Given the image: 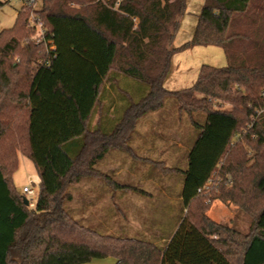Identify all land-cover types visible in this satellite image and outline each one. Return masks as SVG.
<instances>
[{
    "label": "trees",
    "instance_id": "16d2710c",
    "mask_svg": "<svg viewBox=\"0 0 264 264\" xmlns=\"http://www.w3.org/2000/svg\"><path fill=\"white\" fill-rule=\"evenodd\" d=\"M186 11L187 0H42L44 41L22 9L0 32V264H264V0H204L192 39L176 47ZM195 45L221 46L228 64L204 63L191 86L169 90L173 56ZM136 88L146 91L138 100ZM169 96L199 129L188 168L173 169L185 206L174 234L162 246L83 225L67 208L69 188L98 178L141 190L97 162L135 154L138 121ZM20 155L39 177L34 207L14 182ZM215 172L221 193L199 191ZM214 197L248 213L249 232L212 219Z\"/></svg>",
    "mask_w": 264,
    "mask_h": 264
},
{
    "label": "rangeland",
    "instance_id": "374dc122",
    "mask_svg": "<svg viewBox=\"0 0 264 264\" xmlns=\"http://www.w3.org/2000/svg\"><path fill=\"white\" fill-rule=\"evenodd\" d=\"M1 2L3 4L0 5V32L13 27L18 11L21 9V2L18 0H1ZM203 4L204 0H187V11L181 19V25L176 34L174 46L186 43L192 38L198 24V14ZM23 12L26 14L29 13V11ZM15 59L19 61L18 56ZM198 61H204V63L218 67H223L228 64V60L221 46L195 45L190 49L181 51L173 57V67L167 77L168 80L166 79L165 87L171 90H180L191 86L197 79V76L193 74L195 71L193 69L196 68L195 65ZM178 64L179 68H176ZM142 88L133 90L135 99H140L146 92ZM159 110H161L159 115H151L147 119L148 121L143 123L141 130L144 132L146 138H167L166 143L159 146L160 148L169 149L163 158L152 162L142 161L141 159L144 156L141 154L136 153L135 155L119 150L118 154L121 155L120 158L109 155L97 167L102 171L104 169L106 173L120 184L135 187H142L144 185L161 186L164 190H169L175 197L182 193L181 189L184 183V175L181 171L176 172L173 169L185 170L188 168L189 153L197 140L199 129L193 125L188 113H181L177 99L173 96H169L165 100L163 108ZM196 118L200 123H205L206 114L197 113ZM110 122L111 118L108 117L104 124L110 128ZM96 123L97 120H94V124ZM139 147L153 148L155 146L144 144ZM119 165L124 167V171L117 174V167ZM146 177L152 178V181L142 184V179ZM14 182L20 192H23L25 185L36 190L38 189L39 177L35 165L24 155H20V163L14 174ZM89 184L95 187V200L92 199L93 197H89V195L93 194L88 190ZM99 186L101 188L97 189ZM219 186L220 178L218 172H215L206 192L211 196H218L221 193ZM114 188L104 180L84 178L69 188L72 199L67 203V208L83 225L99 233L123 238H137L165 246L168 240L157 242V238L160 234L169 238L174 232L171 225H157L158 219L156 214L162 211L160 204L163 198L159 187L154 201L147 198L142 199L139 197L140 195L134 194L130 189H127L125 191V201L131 206L124 208V214H127L126 218L122 215L123 210L114 204L115 202L112 199L115 191ZM27 198L30 200V206L34 207L37 194L32 196L27 195ZM89 199L93 200L92 208L89 207ZM208 204L210 206L208 215L212 219L231 226L242 233L249 232L252 218L240 206L216 197L209 199ZM173 205L174 214L172 220L175 221L174 227L177 229L184 216L185 206L183 200L178 199ZM169 217L170 219L172 218V216ZM115 262V258L106 257L95 258L90 262L80 264H114Z\"/></svg>",
    "mask_w": 264,
    "mask_h": 264
},
{
    "label": "crops",
    "instance_id": "0c3cea01",
    "mask_svg": "<svg viewBox=\"0 0 264 264\" xmlns=\"http://www.w3.org/2000/svg\"><path fill=\"white\" fill-rule=\"evenodd\" d=\"M201 10V9H200ZM195 32V31H194ZM193 35H194V33H193ZM193 35H192V37H193ZM175 39H176V37H175ZM192 39V38H191ZM190 39V40H191ZM189 40V41H190ZM175 41V40H174ZM188 42V41H187ZM184 44V43H183ZM182 45V44H181ZM181 45H178V46H176V47H179V46H181ZM193 47V46H192ZM192 47H190V48H192ZM189 48V49H190ZM181 52V51H180ZM180 52H178V53H180ZM177 53V54H178ZM192 53H194V52H192ZM176 55V54H175ZM174 55V56H175ZM173 56V57H174ZM202 62V63H201ZM202 64H204V61H198V63L195 65V69H193V70H195L194 72H193V74H195V76H198V72H199V70H200V67L202 66ZM181 66V65H180ZM187 67H188V65H186ZM172 67H173V58H172V65H171V69H172ZM175 67V66H174ZM176 68H179V64L176 66ZM194 78V77H193ZM168 80V79H167ZM165 82H167L166 80H165ZM169 90H171V89H169ZM163 108V107H162ZM161 108V109H162ZM160 111L161 110H159V111H155V112H152V113H150V114H148V115H146V116H144L143 118H141L138 122V126H137V128L135 129V131H134V135L132 136V138H131V145H132V147H133V149H134V151H135V155H136V153L137 154H141V155H143L144 157L142 158V157H139V158H142L141 160L142 161H148V162H152V161H155V160H157L158 161V159L159 158H163L164 157V155L165 154H167L168 153V151H169V149H165V148H160L159 146H161V145H163V144H165L166 142V139L167 138H165V137H156V138H146V136H145V134H144V132H142V125H143V123H145L146 121H148L147 119H149V117L151 116V115H159V113H160ZM145 137H144V136ZM153 145V146H155V147H153V148H147V147H139V146H143V145ZM118 151L119 150H111V151H109L108 153H106L105 154V156L103 157V158H101L98 162H97V166L99 165V163L105 158V157H108L109 155H113V157H116V158H120L121 157V155L120 154H118ZM111 153H115V154H111ZM157 158V159H156ZM160 162V161H159ZM162 162V161H161ZM169 169H171V168H169ZM173 169V168H172ZM176 169V168H175ZM101 170V169H100ZM103 171H104V169H103ZM122 171H124V167L122 166V165H119V167H117V174H120ZM105 172V171H104ZM89 179H92V178H89ZM150 181H152V178H148V177H146V178H144V179H142V184H146L147 182H150ZM123 185H126V184H123ZM128 186H130V185H128ZM158 187H159V189H160V193H162L163 194V198L161 199V204H160V206H161V209H162V211H159V212H157V214H156V216H157V219H158V222H157V225H171L172 226V228H173V232H175V230H176V227H174V224H175V221L174 220H172L173 219V214H174V203L177 201V199L178 200H181L182 201V196H181V194H179L178 196H175L174 197V195L173 194H171L170 193V191L169 190H164V188L163 187H161V186H146V185H144V186H142V187H138V188H140L141 190H131L134 194H137V195H140L139 197H141L142 199L143 198H147V199H149V200H152V201H154V199H155V196H156V193H157V191H158ZM95 187L92 185V184H89V188H88V190L91 192V193H93L92 195H89V197L90 198H92L93 200H95V196H94V193L96 192L95 191V189H94ZM101 188V186H99V187H97V189H100ZM182 188H183V184H182ZM115 189V191H114V196H112V199L114 200V204L116 205V206H118V207H120L121 208V210H123V212H122V215H123V217L124 218H126L127 216V214H124L125 213V207H129V206H131V205H128L127 204V202L125 201V191H127V189H125V188H120V187H116V188H114ZM182 190V189H181ZM93 200H91V199H89V203H90V205H89V207L90 208H92L93 207V205H92V201ZM171 205V206H170ZM170 208H171V211H170ZM169 216H172V218L170 219V217ZM130 218V217H129ZM149 223V222H148ZM148 223H146V224H148ZM170 239V237L169 238H167V237H164V235H159V237L157 238V242H159V241H164V240H169ZM114 264H116V262L114 263Z\"/></svg>",
    "mask_w": 264,
    "mask_h": 264
},
{
    "label": "built area",
    "instance_id": "2783aa9c",
    "mask_svg": "<svg viewBox=\"0 0 264 264\" xmlns=\"http://www.w3.org/2000/svg\"><path fill=\"white\" fill-rule=\"evenodd\" d=\"M21 2V9L23 11H29V21L30 24L32 26H35L37 31H38V38H37V42H41L44 41L46 39L45 37V32H46V28L44 26V24L42 23V21L37 17V14L35 13V10H38L41 7L42 4V0H18ZM104 2H107L106 0H104ZM119 2H117V4L115 5V9L118 8ZM135 24L136 26L139 25V21L138 19L135 17L134 18ZM48 44L50 46V48L52 50L55 49V43L54 40L50 39L48 40ZM210 183L206 184L203 188H200L199 191H201L202 189H208L209 188ZM23 193L27 195H35L37 194V190L25 185L23 187Z\"/></svg>",
    "mask_w": 264,
    "mask_h": 264
},
{
    "label": "water",
    "instance_id": "95a60500",
    "mask_svg": "<svg viewBox=\"0 0 264 264\" xmlns=\"http://www.w3.org/2000/svg\"><path fill=\"white\" fill-rule=\"evenodd\" d=\"M25 204L29 205V199L27 197L24 198Z\"/></svg>",
    "mask_w": 264,
    "mask_h": 264
}]
</instances>
